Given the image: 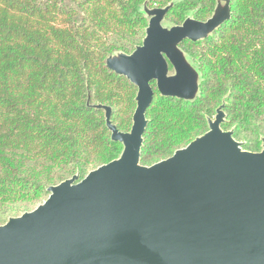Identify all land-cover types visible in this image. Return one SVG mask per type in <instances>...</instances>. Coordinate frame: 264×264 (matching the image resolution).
<instances>
[{
  "label": "trees",
  "instance_id": "16d2710c",
  "mask_svg": "<svg viewBox=\"0 0 264 264\" xmlns=\"http://www.w3.org/2000/svg\"><path fill=\"white\" fill-rule=\"evenodd\" d=\"M173 7L165 20L204 22L215 0H0V225L33 210L47 189L116 159L101 105L119 132L130 130L136 87L105 60L130 54L144 37L140 9ZM230 19L180 49L201 76L194 101L154 96L146 110L140 164L169 158L207 131L224 104L221 128L256 153L264 139V0H230ZM171 70V68H170Z\"/></svg>",
  "mask_w": 264,
  "mask_h": 264
},
{
  "label": "water",
  "instance_id": "95a60500",
  "mask_svg": "<svg viewBox=\"0 0 264 264\" xmlns=\"http://www.w3.org/2000/svg\"><path fill=\"white\" fill-rule=\"evenodd\" d=\"M229 3L215 0L206 21L188 15L180 25L165 20L174 2L142 5L141 44L105 60L136 87L130 130L111 124L109 107H93L104 111L119 156L49 187L33 210L0 225V264H264V139L259 152L244 150L221 128L224 104L203 135L140 164L151 84L163 97L197 98L200 73L179 46L212 35L230 19Z\"/></svg>",
  "mask_w": 264,
  "mask_h": 264
},
{
  "label": "rangeland",
  "instance_id": "374dc122",
  "mask_svg": "<svg viewBox=\"0 0 264 264\" xmlns=\"http://www.w3.org/2000/svg\"><path fill=\"white\" fill-rule=\"evenodd\" d=\"M164 25L166 26V24L164 23ZM213 118V117H212ZM22 214V213H21ZM21 214H19V215H21Z\"/></svg>",
  "mask_w": 264,
  "mask_h": 264
}]
</instances>
